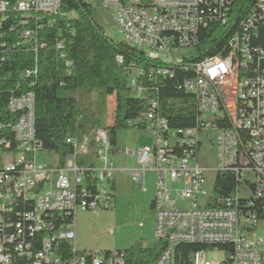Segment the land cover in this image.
Returning a JSON list of instances; mask_svg holds the SVG:
<instances>
[{
	"label": "built area",
	"instance_id": "2783aa9c",
	"mask_svg": "<svg viewBox=\"0 0 264 264\" xmlns=\"http://www.w3.org/2000/svg\"><path fill=\"white\" fill-rule=\"evenodd\" d=\"M62 1L0 0V91L3 85L10 91L0 108V264H122L115 251L105 256L75 247V214L110 208L117 174L143 186L148 172L154 174L151 207L161 243L151 264H174L180 243L209 246L191 252L190 264H264V46L252 44L259 29L264 32V0H255L225 52L198 63H191V55L199 28L214 20L225 25L233 0H85L95 12H107L116 39L191 69L182 88L193 95L197 118L193 127H170L157 90L171 70L129 65L123 70L127 83L146 105L127 123L135 129L141 123L151 146H119L96 129L66 136L71 150L60 157L35 137L32 87L48 45L43 33L57 16L74 15L61 12ZM53 48L66 58L62 40L56 38ZM116 61L123 64L119 56ZM64 65L72 63L65 59ZM215 116H222V124H215ZM206 142L215 148L213 165L200 158ZM41 152H51L54 161L40 162ZM214 170L235 178L229 195L216 194ZM221 234H229L233 248L214 262L207 252L219 250Z\"/></svg>",
	"mask_w": 264,
	"mask_h": 264
},
{
	"label": "trees",
	"instance_id": "16d2710c",
	"mask_svg": "<svg viewBox=\"0 0 264 264\" xmlns=\"http://www.w3.org/2000/svg\"><path fill=\"white\" fill-rule=\"evenodd\" d=\"M255 0H233L230 4L229 20L225 25H217L215 20L199 28L198 48L191 55V63L204 56L225 52L232 34L240 30V20L254 6ZM61 12L70 16H57L53 26L43 33L48 45L41 50L39 75L33 84L35 96L34 126L35 137L44 150L54 151L63 157L71 150L65 138L73 134L93 135L96 129L106 130L113 144L117 142V131L131 128L127 121L135 120L145 110L146 99L138 97L127 83L124 67L142 65L145 67L165 66L170 74L160 78L157 96L160 112L170 127L183 129L196 124L197 107L192 94L182 88L185 79L192 77L188 67H180V62L163 63L157 57L142 52L109 37L104 26L97 20L94 8L85 0H63ZM58 38L64 43L66 58L72 65L67 68L65 59L59 58L53 48ZM253 45L264 46V32L259 29V39ZM193 52V53H194ZM123 64H117V57ZM14 63V62H13ZM12 70L14 67L11 68ZM0 91V108L4 110L9 90ZM97 92L100 102L95 109L104 111L106 97L113 96L114 110L111 125L90 122L92 109L83 115L81 102L77 94ZM139 129L141 123L136 124ZM133 127V126H132ZM235 178L219 172L215 178V192L218 196H227L235 188ZM114 192V184L111 186ZM204 244L180 243L174 252V264H190V254L197 250H206ZM231 245H218L223 252H231ZM161 250L156 241L152 247L137 243L128 249L112 250L123 255L122 264H151ZM112 251H103L108 256Z\"/></svg>",
	"mask_w": 264,
	"mask_h": 264
},
{
	"label": "rangeland",
	"instance_id": "374dc122",
	"mask_svg": "<svg viewBox=\"0 0 264 264\" xmlns=\"http://www.w3.org/2000/svg\"><path fill=\"white\" fill-rule=\"evenodd\" d=\"M97 20L104 26L106 34L111 38H118L112 21L107 17V12L99 9L95 12ZM157 57L161 62L170 60L161 55ZM97 92L90 94L82 92L77 94L81 102L82 114L87 115L92 109L90 122L111 125L114 110L113 96L106 97L104 111L95 109L101 101ZM117 143L119 146L149 147L153 138L146 130L126 128L117 131ZM215 148L209 142L202 145L200 158L204 163L213 165ZM54 156L51 152L39 153V161L52 163ZM133 160L128 164L132 165ZM118 164L123 166V159H118ZM154 174L148 172L145 184L134 183L126 174H117L115 177V190L112 205L108 209L96 208L89 211H78L75 214L74 225L76 237L74 245L79 250L112 251L128 249L141 243L145 247H152L156 242L155 214L151 202L155 193ZM214 175L211 174V183ZM262 225V224H260ZM259 233V231H258ZM226 257L220 250H210L207 258L214 262H221Z\"/></svg>",
	"mask_w": 264,
	"mask_h": 264
},
{
	"label": "bare ground",
	"instance_id": "6f19581e",
	"mask_svg": "<svg viewBox=\"0 0 264 264\" xmlns=\"http://www.w3.org/2000/svg\"><path fill=\"white\" fill-rule=\"evenodd\" d=\"M238 31H236L234 34H237ZM176 61H169V63H175ZM192 63H198V61L192 62ZM161 69L169 70V68L165 66H161ZM215 124H222V116H215ZM221 172V170H214L211 172V174L215 176ZM229 244V234H221V237L218 238V245H227Z\"/></svg>",
	"mask_w": 264,
	"mask_h": 264
},
{
	"label": "crops",
	"instance_id": "0c3cea01",
	"mask_svg": "<svg viewBox=\"0 0 264 264\" xmlns=\"http://www.w3.org/2000/svg\"><path fill=\"white\" fill-rule=\"evenodd\" d=\"M114 182H115V179H114ZM114 186H115V184H114Z\"/></svg>",
	"mask_w": 264,
	"mask_h": 264
}]
</instances>
